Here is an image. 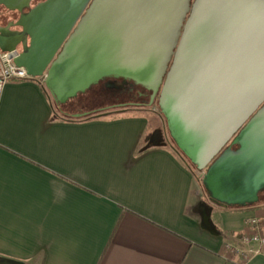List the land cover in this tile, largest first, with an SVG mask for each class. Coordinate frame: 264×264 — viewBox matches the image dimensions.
Segmentation results:
<instances>
[{"label": "crops", "instance_id": "0c3cea01", "mask_svg": "<svg viewBox=\"0 0 264 264\" xmlns=\"http://www.w3.org/2000/svg\"><path fill=\"white\" fill-rule=\"evenodd\" d=\"M242 4L237 38L252 40L249 13H264L263 0ZM56 111L41 79L7 82L0 94V260L239 264L224 245L243 248L246 219L264 225V196L240 208L207 199L195 168L154 134L152 109ZM245 264H264V254Z\"/></svg>", "mask_w": 264, "mask_h": 264}, {"label": "water", "instance_id": "95a60500", "mask_svg": "<svg viewBox=\"0 0 264 264\" xmlns=\"http://www.w3.org/2000/svg\"><path fill=\"white\" fill-rule=\"evenodd\" d=\"M245 1L44 0L22 14L30 0H0L19 13L0 25V53L54 104L104 77L145 86L209 200L246 207L264 193V13L251 8L254 38L238 39Z\"/></svg>", "mask_w": 264, "mask_h": 264}, {"label": "trees", "instance_id": "16d2710c", "mask_svg": "<svg viewBox=\"0 0 264 264\" xmlns=\"http://www.w3.org/2000/svg\"><path fill=\"white\" fill-rule=\"evenodd\" d=\"M123 94L107 91L101 83L93 85L86 93L65 104H55V111L64 118L88 119L129 109L149 110L147 105L127 103ZM160 117L158 114H156Z\"/></svg>", "mask_w": 264, "mask_h": 264}, {"label": "built area", "instance_id": "2783aa9c", "mask_svg": "<svg viewBox=\"0 0 264 264\" xmlns=\"http://www.w3.org/2000/svg\"><path fill=\"white\" fill-rule=\"evenodd\" d=\"M33 80L26 74L23 68L15 67L6 55L0 53V94L7 82H19ZM245 231L240 236L243 248H237L228 244L224 245L223 252L227 258L238 256L239 264H245L253 256L264 254V225L259 218L252 217L245 221Z\"/></svg>", "mask_w": 264, "mask_h": 264}, {"label": "flooded vegetation", "instance_id": "af4514ba", "mask_svg": "<svg viewBox=\"0 0 264 264\" xmlns=\"http://www.w3.org/2000/svg\"><path fill=\"white\" fill-rule=\"evenodd\" d=\"M43 1L44 0H30L29 7L28 8H23L21 10V13L23 14V13L28 12V10L33 8L37 3L43 2ZM25 2L26 1H22V3L16 4V6L22 7L25 4ZM8 5L15 6L13 3H9V1H8ZM1 13H4L6 15V18H7L6 20H2V21L0 20V25H2V26H6L8 23H11L19 15V13L16 12V11L15 12L7 11L3 6H0V14ZM10 29H12V28H10ZM220 32L221 31H217L215 33V35L220 37V35H219ZM117 79L118 80H116V78H112V77H104L97 84L101 83V87H103V89H105L107 91L115 92V93H118V94H123V96L125 97V99H123V100H128L127 103L138 104V105H148V103L150 101V96H151V91L150 90H148L145 86H143L141 84H137V83L133 82L132 80H130L128 78L119 77ZM116 81L120 82L121 84H124L125 86H123L120 89L113 88L114 86H112L111 83L112 82H116ZM159 93H160V90L157 92L155 100H158ZM168 136H169V133H168ZM168 138H170V142H169L170 144L169 145L176 152L181 154L185 158L186 162L191 164L190 160L186 156L185 151L181 150L170 136Z\"/></svg>", "mask_w": 264, "mask_h": 264}, {"label": "rangeland", "instance_id": "374dc122", "mask_svg": "<svg viewBox=\"0 0 264 264\" xmlns=\"http://www.w3.org/2000/svg\"><path fill=\"white\" fill-rule=\"evenodd\" d=\"M116 80H118V79H116ZM111 84H112V86H114L113 88H116V89H120L123 86H125L124 84H121L120 82H117V81L112 82ZM149 109H152L155 112L154 117H152V120L154 121V123L156 125L153 129L154 134L155 135L157 134V136L160 138L161 142L163 143L162 145L168 146L170 144L169 143L170 138H168L169 136H168V132H167L166 122H165V119L159 110V107L157 106L156 103H154ZM156 114H158L160 117H157ZM151 123L153 124L152 121H151ZM176 153H178V152H176ZM178 155L185 161V158L181 154L178 153ZM191 167L194 169V167L192 165H191ZM195 175L198 176L200 180H202V176H203L202 173H199L196 171ZM205 195H206V193H205ZM263 196H264V193H259V200H261L263 198ZM206 198L208 199L207 195H206ZM0 264H5L4 260H0Z\"/></svg>", "mask_w": 264, "mask_h": 264}]
</instances>
